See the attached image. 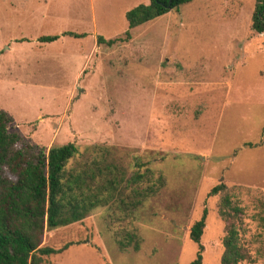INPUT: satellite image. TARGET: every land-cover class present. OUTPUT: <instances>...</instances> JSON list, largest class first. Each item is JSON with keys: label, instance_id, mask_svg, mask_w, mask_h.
<instances>
[{"label": "rangeland", "instance_id": "rangeland-1", "mask_svg": "<svg viewBox=\"0 0 264 264\" xmlns=\"http://www.w3.org/2000/svg\"><path fill=\"white\" fill-rule=\"evenodd\" d=\"M141 3L149 0H0L8 131L45 152L74 143L70 165L107 159L124 179L147 168L152 182L164 177L136 207L112 199L82 221L46 230L43 245L72 244L44 264H190L199 249L190 229L205 209L202 264H220L226 222L221 195H208L220 182L243 208L241 264H264V33L251 28L256 0H195L126 39L125 14ZM63 31L87 35L39 39ZM98 35L122 39L107 46ZM148 177L137 185L148 186ZM127 232L137 235L138 251L119 247Z\"/></svg>", "mask_w": 264, "mask_h": 264}, {"label": "trees", "instance_id": "trees-1", "mask_svg": "<svg viewBox=\"0 0 264 264\" xmlns=\"http://www.w3.org/2000/svg\"><path fill=\"white\" fill-rule=\"evenodd\" d=\"M191 1L149 0L147 4L132 7L125 14L128 24L125 38H130L133 28ZM251 28L254 32L264 33V0H256ZM61 36L82 38L86 34L64 31L43 35L39 39L53 42ZM121 39H106L99 35L97 43L112 46ZM10 122L11 117L0 110V264H44L47 257L62 253L72 244L59 248L43 245L46 230L82 221L92 209L106 206L112 199L118 198L120 204L136 207L164 185L162 174L151 181L150 168L124 179L125 171L107 159L70 165L79 153L74 143L51 147L48 152L36 150L31 145L21 144L20 136L8 131ZM146 176H149L148 186L140 188L137 183ZM132 187L133 194L123 196L124 190ZM218 194L221 195L218 214L226 222L220 264H241L247 257L239 238L243 208L233 201L230 189L222 182L212 187L208 195ZM259 202L260 217L264 222V200ZM206 216L205 209L190 229V238L199 248L190 264H202L204 248L200 241ZM118 244L121 249L132 247L138 251L140 248L134 232H127Z\"/></svg>", "mask_w": 264, "mask_h": 264}, {"label": "crops", "instance_id": "crops-1", "mask_svg": "<svg viewBox=\"0 0 264 264\" xmlns=\"http://www.w3.org/2000/svg\"><path fill=\"white\" fill-rule=\"evenodd\" d=\"M192 1H195V0H192ZM191 1V2H192ZM201 1H203V0H201ZM204 1H206L207 3L209 2V0H204ZM191 2H189V3H191ZM224 3V2H223ZM222 3V4H223ZM187 4V3H186ZM185 5V4H184ZM136 6V5H135ZM182 6V5H181ZM94 9V8H93ZM64 32V31H63ZM73 32H75V31H73ZM78 33V32H77ZM81 33H85V32H81ZM61 34V33H60ZM86 35H87V33H85ZM99 36V35H98ZM102 36V35H101ZM104 37V36H103ZM97 39V38H96Z\"/></svg>", "mask_w": 264, "mask_h": 264}]
</instances>
